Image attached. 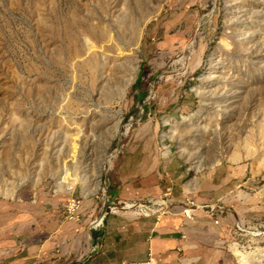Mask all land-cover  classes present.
Listing matches in <instances>:
<instances>
[{
  "label": "rangeland",
  "instance_id": "rangeland-1",
  "mask_svg": "<svg viewBox=\"0 0 264 264\" xmlns=\"http://www.w3.org/2000/svg\"><path fill=\"white\" fill-rule=\"evenodd\" d=\"M186 2L0 0V197H104L152 123L196 198L233 216L238 264H264V0Z\"/></svg>",
  "mask_w": 264,
  "mask_h": 264
},
{
  "label": "crops",
  "instance_id": "crops-1",
  "mask_svg": "<svg viewBox=\"0 0 264 264\" xmlns=\"http://www.w3.org/2000/svg\"><path fill=\"white\" fill-rule=\"evenodd\" d=\"M157 131L152 123L138 127L105 178L104 197L80 193V222L64 218L65 193L0 197V264H238L225 247L233 216L208 209L212 198H196L187 168L169 164ZM212 181L202 186L210 194ZM188 201L205 207L192 208L188 218Z\"/></svg>",
  "mask_w": 264,
  "mask_h": 264
},
{
  "label": "built area",
  "instance_id": "built-area-1",
  "mask_svg": "<svg viewBox=\"0 0 264 264\" xmlns=\"http://www.w3.org/2000/svg\"><path fill=\"white\" fill-rule=\"evenodd\" d=\"M169 194H170V189L167 188L164 196H168ZM193 205H194L193 202L188 201L187 202V208L184 209V213L188 218L191 215L189 206L193 207ZM80 208H81V205H80V199L79 198H69L64 203V205L62 207V213H63L64 218L66 220H69V221L80 222V220H81ZM143 209L146 211H151V209L146 205H143ZM157 214H159V211H157ZM158 217H157V219H158ZM123 264H125V263H123ZM145 264H149V263H145Z\"/></svg>",
  "mask_w": 264,
  "mask_h": 264
},
{
  "label": "trees",
  "instance_id": "trees-1",
  "mask_svg": "<svg viewBox=\"0 0 264 264\" xmlns=\"http://www.w3.org/2000/svg\"><path fill=\"white\" fill-rule=\"evenodd\" d=\"M141 70H142V71L144 70V69H143V66H142ZM138 81H140V77L138 78Z\"/></svg>",
  "mask_w": 264,
  "mask_h": 264
}]
</instances>
